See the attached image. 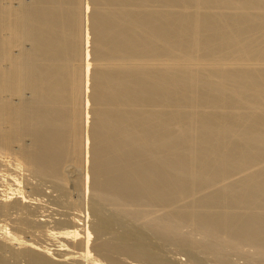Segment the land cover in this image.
I'll list each match as a JSON object with an SVG mask.
<instances>
[{
    "label": "bare ground",
    "instance_id": "bare-ground-1",
    "mask_svg": "<svg viewBox=\"0 0 264 264\" xmlns=\"http://www.w3.org/2000/svg\"><path fill=\"white\" fill-rule=\"evenodd\" d=\"M0 172V264H264V0H0Z\"/></svg>",
    "mask_w": 264,
    "mask_h": 264
},
{
    "label": "rangeland",
    "instance_id": "rangeland-1",
    "mask_svg": "<svg viewBox=\"0 0 264 264\" xmlns=\"http://www.w3.org/2000/svg\"><path fill=\"white\" fill-rule=\"evenodd\" d=\"M88 23H89V21H88ZM90 44V43H89ZM88 44V45H89ZM89 48H90V46H89ZM89 83H90V81H89ZM89 90V89H88ZM90 91V90H89ZM88 91V92H89ZM87 95H89L88 93H87ZM90 103V102H89ZM89 106H90V104H88V108H89ZM87 109V108H86ZM90 109V108H89ZM90 112V110H88V113ZM90 116H91V114H89L88 115V121H89V123H87V127H88V124L90 125V123H91V119H90ZM86 127V132H89V129L90 128H87ZM90 127V126H89ZM89 142H90V140H89ZM91 143V142H90ZM89 146V143L87 144V148H89V149H87L88 150V153H87V159L89 160V157H90V147H88ZM1 156H3V154H1ZM5 158H8V159H10L9 157H5ZM88 160H87V162H88ZM86 163H84V166H83V174H85L86 173V169L87 170H89L88 168H90V161H89V163H88V166L87 165H85ZM88 168H87V167ZM89 172V171H88ZM1 173V172H0ZM23 173V172H22ZM19 175H20V173H19ZM0 176H1V174H0ZM23 175H20V176H18L19 178L20 177H22ZM2 177V176H1ZM4 177V176H3ZM3 179V178H2ZM2 179H0V181L2 180ZM21 182H22V180L23 179H19ZM18 180V181H19ZM20 181H19V183H20ZM29 181H30V179H29ZM19 186L20 185H22V186H20V187H22L23 189H25V187H23V185H24V181L22 182V183H20V184H18ZM26 190H28L27 188H26ZM31 192V191H30ZM89 192V191H88ZM32 193V192H31ZM88 194V193H87ZM86 194V195H87ZM44 195V194H43ZM35 196H37L39 199H40V202L42 203V204H45V206L49 203V199H48V197L46 196V197H43L42 196V193H40V194H38V195H35ZM86 198L88 199V195L86 196ZM87 199H86V201H87ZM49 206V205H48ZM43 214H44V212H43ZM34 215H35V217H36V215H39V212H34ZM13 229H14V227H12ZM184 253V252H183ZM182 253V251H177V250H174V249H167V250H165V252H164V255H165V257L170 261V262H172L173 264H192L191 262H189L188 261V258H187V256L186 255H184ZM114 256H116V258H117V256L119 257V258H117V260H118V262H120V260H121V262L124 264L125 262L128 264L129 262L128 261H130L131 263L130 264H134V263H138L137 261L136 262H134V258L136 259V260H138V261H141V263H139V264H156V263H153V261H151V260H149V259H141V258H137V257H134V256H132L131 257V255H128V254H115ZM129 257V258H128ZM131 257V258H130ZM122 258H124V259H122ZM120 259V260H119ZM131 259H133V261L131 260ZM123 260H125V261H123ZM127 260V261H126ZM234 262H235V264H248V262H246L243 258H240V257H234ZM120 262V264H122ZM142 262H145V263H142ZM125 263V264H126ZM171 263V264H172ZM202 263H205V262H201V263H198V262H196L195 264H202ZM208 263H211V262H209V259H207V261H206V264H208ZM194 264V263H193Z\"/></svg>",
    "mask_w": 264,
    "mask_h": 264
}]
</instances>
